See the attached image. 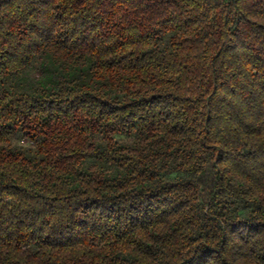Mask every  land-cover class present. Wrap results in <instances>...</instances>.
<instances>
[{"label":"trees","instance_id":"16d2710c","mask_svg":"<svg viewBox=\"0 0 264 264\" xmlns=\"http://www.w3.org/2000/svg\"><path fill=\"white\" fill-rule=\"evenodd\" d=\"M0 264H264V0H0Z\"/></svg>","mask_w":264,"mask_h":264}]
</instances>
